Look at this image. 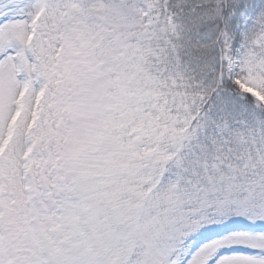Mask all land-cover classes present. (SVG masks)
Returning <instances> with one entry per match:
<instances>
[{
	"label": "snow or ice",
	"instance_id": "1",
	"mask_svg": "<svg viewBox=\"0 0 264 264\" xmlns=\"http://www.w3.org/2000/svg\"><path fill=\"white\" fill-rule=\"evenodd\" d=\"M0 264H264V0H0Z\"/></svg>",
	"mask_w": 264,
	"mask_h": 264
}]
</instances>
